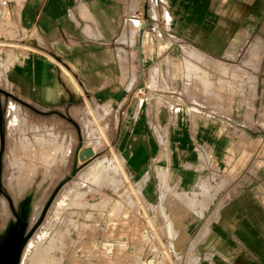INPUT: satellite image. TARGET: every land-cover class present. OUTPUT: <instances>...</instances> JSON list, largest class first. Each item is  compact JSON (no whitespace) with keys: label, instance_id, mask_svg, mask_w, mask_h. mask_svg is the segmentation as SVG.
Returning a JSON list of instances; mask_svg holds the SVG:
<instances>
[{"label":"crops","instance_id":"1","mask_svg":"<svg viewBox=\"0 0 264 264\" xmlns=\"http://www.w3.org/2000/svg\"><path fill=\"white\" fill-rule=\"evenodd\" d=\"M7 1L12 28L26 15L34 36L25 46L32 50L3 56L10 67L2 92L35 113L68 115L86 100L123 112L119 155L142 185L145 206L163 210L178 235L188 236L180 254L195 242L197 264H264V127L257 123L258 135L242 137L229 116L237 109L189 99L181 70L185 52L191 66L193 57L242 62L244 48L264 42V0ZM131 22L141 54L136 96L127 88L133 72H121L116 48ZM261 52L251 50V59Z\"/></svg>","mask_w":264,"mask_h":264},{"label":"rangeland","instance_id":"2","mask_svg":"<svg viewBox=\"0 0 264 264\" xmlns=\"http://www.w3.org/2000/svg\"><path fill=\"white\" fill-rule=\"evenodd\" d=\"M8 4L0 0V85L6 83L10 67L3 56L13 49L20 53L32 50L25 46L31 45L28 42L34 36L23 23L26 15H19V29L12 28ZM124 27L117 39V60L123 74L135 73L141 55L139 28L135 22L130 28ZM131 28L136 29L135 41H120ZM262 43L258 44L261 47L251 45L249 51L244 48L239 58L242 62L228 64L193 57L190 61L195 66H191L186 65L189 57L185 52L181 65L186 78L183 87L192 92L189 99L205 97L207 103L236 108L237 112L229 111V116L243 127L238 133L242 137L258 135L252 128L257 123L264 127V64H259L264 55ZM251 50L262 52L251 59ZM118 51L123 55L121 61ZM233 52L237 55V49ZM234 53L227 57L234 59ZM127 81L132 82L127 88L136 96L142 81ZM0 111L4 133V147L0 146V230L4 229L1 213L6 204L10 223H19L24 229L26 247L21 252V264L24 256V264L198 263L193 255L195 242L186 256L180 254L179 244L188 236L178 235L163 210L145 206L142 185L125 168L114 142L123 112L111 111L109 105L91 106L86 100L84 110L68 115L35 113L5 94H0ZM246 154L244 150L242 158ZM101 162L99 177H90L92 166ZM188 202L196 203L192 198ZM204 202L205 197L200 205ZM24 206L28 208L25 218L20 213ZM206 231L203 229L197 240Z\"/></svg>","mask_w":264,"mask_h":264},{"label":"bare ground","instance_id":"3","mask_svg":"<svg viewBox=\"0 0 264 264\" xmlns=\"http://www.w3.org/2000/svg\"><path fill=\"white\" fill-rule=\"evenodd\" d=\"M135 31H136V29H131L129 35L127 37H122V39H120V41L125 42L129 38L134 40L135 39ZM258 41H259V43L263 42L262 39H259V38H258ZM262 44L264 45V43H262ZM256 46L261 47V45H258L257 43L254 45V48ZM262 50H263V48H262ZM252 52H254V50ZM120 56L121 57L123 56L122 52H120ZM130 76L133 77L132 75H130ZM133 78H135V77H133ZM129 83L128 84L131 85L132 82H129ZM128 84H127V86H128ZM0 92L2 93L1 89H0ZM2 115H3L2 111H0V146H1V148L4 147L3 116ZM102 164H103V162H101L99 164H96V165H93L91 170H90V172H89V176L97 179L99 177V175H100L99 172H100V168L103 166ZM27 212H28V208L25 207V206L20 209V213H21V216L23 218L26 217ZM1 214H2V217H3L2 221H3L4 229L2 231L0 230V264H21V262H20L21 257H22L21 256V252H23V248L25 246V236L23 235V230L24 229H23L22 225L19 224V223H16V224L15 223H10L11 221L9 220V214H8V211H7L6 204L4 206H2V213ZM28 247H30V245L27 246V248ZM38 248H39V246H38ZM38 248H37V250H38ZM25 258H26V256H24V258L22 260V264H24L23 262H24Z\"/></svg>","mask_w":264,"mask_h":264},{"label":"water","instance_id":"4","mask_svg":"<svg viewBox=\"0 0 264 264\" xmlns=\"http://www.w3.org/2000/svg\"><path fill=\"white\" fill-rule=\"evenodd\" d=\"M0 94H5V93L4 92H2V93L0 92ZM5 95H7V94H5Z\"/></svg>","mask_w":264,"mask_h":264}]
</instances>
